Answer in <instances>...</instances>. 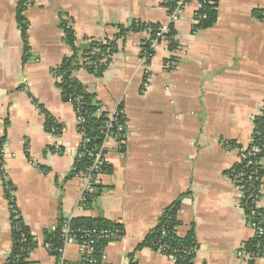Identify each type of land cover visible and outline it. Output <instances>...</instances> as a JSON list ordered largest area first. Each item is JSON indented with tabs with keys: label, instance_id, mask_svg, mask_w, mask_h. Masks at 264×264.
Masks as SVG:
<instances>
[{
	"label": "crops",
	"instance_id": "crops-1",
	"mask_svg": "<svg viewBox=\"0 0 264 264\" xmlns=\"http://www.w3.org/2000/svg\"><path fill=\"white\" fill-rule=\"evenodd\" d=\"M20 1L0 0V141L6 182L36 244L28 264H58L45 241L62 217L63 230L73 218L104 219L122 230L102 243L103 264H175L164 252L138 246L176 200V232L193 231L197 243L190 264H264V255H240L251 252L254 232L229 175L240 153L225 145L250 144L254 118L264 112V0H217V21L208 28L197 27L198 1L190 2L175 25L174 68L166 64V43L147 56V31L120 34L119 27L165 24L177 0L27 1V48L17 20ZM64 18L78 47L108 38L118 49L102 76L85 67L73 71L101 103L97 114L119 110L124 117L125 137L109 141L108 170L91 203L81 202L80 172L72 174L82 135L55 73L73 53L60 26ZM47 118L60 133L46 129ZM9 202L0 179V264L13 248ZM65 256L69 264L81 260L77 242L66 245Z\"/></svg>",
	"mask_w": 264,
	"mask_h": 264
},
{
	"label": "trees",
	"instance_id": "trees-1",
	"mask_svg": "<svg viewBox=\"0 0 264 264\" xmlns=\"http://www.w3.org/2000/svg\"><path fill=\"white\" fill-rule=\"evenodd\" d=\"M31 0H21L17 8V20L22 30V35L26 48L28 47V23L24 12L26 11V2ZM174 4V3H173ZM171 4L170 6H172ZM169 6V7H170ZM217 4L206 8L205 17L198 24V28H208L215 24L217 21ZM60 26L64 31V39L70 45L73 53L71 56L64 58L61 65L56 68L55 73L59 79V85L62 89V95L65 101L69 98L74 99V108L78 109L80 114L85 119L86 134L90 138L88 148L98 146L104 139V125L107 121L106 112L97 114L101 107V103L96 100L95 96L88 92L87 88L73 76L74 69L78 67H85L91 73L98 76H102L106 71L112 56L117 52V44L113 39H86L87 45L84 48H80L76 44L75 31L70 26L67 19H62ZM161 24L148 23V22H134L131 27H119L123 34L127 31H147L151 29L154 33L159 30ZM176 34L175 26L172 25L170 32L167 34L169 37ZM176 42L171 43V48H175ZM144 49L146 54L152 56L155 49H152L149 41L146 42ZM81 58L83 59L80 62ZM124 120V119H123ZM55 124L52 118H47L46 129ZM58 126V125H57ZM60 129V128H59ZM58 133H60L58 131ZM225 145L228 148H236L239 150L241 159L229 170V175L236 182L240 184L242 179L239 177L241 173H245L243 178L247 182L248 192L242 200V205L245 208L248 219L251 221L260 220L261 216H264V207L258 208L256 206L257 199L260 198L264 177V165L262 164V158L264 156V112L254 118V132L252 135V141L247 146H241L234 141H225ZM259 146L260 152H253V148ZM1 151V146H0ZM83 151V154H82ZM243 151V152H242ZM81 155L74 162V169L72 174H77L86 170L92 162V155L84 149L80 150ZM0 159L1 152H0ZM108 170V166L105 165L102 168V172ZM1 173V169H0ZM97 187V186H96ZM5 195L10 201L11 211V223L13 230V248L4 264H28V257L34 246L36 245L30 229L25 225L22 220L21 212L15 202L14 196L11 192L14 190V186L10 182H4ZM98 193H92L89 196V203H91ZM181 201L176 200L171 205L167 206L160 217L157 226L152 229L145 237L144 241L138 246V249L144 246L151 247L155 250L159 249V245L164 244L169 247L166 254H173L177 257L175 264H190L195 256L194 254H187L185 250L189 247H195L197 249V243L194 237V232H190L187 236L181 237L176 232V227L180 224L178 219V211L180 210ZM71 230H79L83 228L92 227H113L115 224L104 219H92V218H73L67 224ZM17 227L21 230L18 231ZM64 218H60L56 229L50 233L45 243H50L53 247L60 246L64 240ZM26 240L24 241V237ZM259 241L258 238H253L248 243V250L254 251L255 244ZM101 244V243H100ZM264 246V242L262 243Z\"/></svg>",
	"mask_w": 264,
	"mask_h": 264
},
{
	"label": "built area",
	"instance_id": "built-area-1",
	"mask_svg": "<svg viewBox=\"0 0 264 264\" xmlns=\"http://www.w3.org/2000/svg\"><path fill=\"white\" fill-rule=\"evenodd\" d=\"M194 0H177L174 2L172 6L169 7V17L168 22L165 24H161L162 26L157 30L155 33L151 30H147L148 34V41L152 49L158 47V45L163 42L166 43L170 49L171 56L167 60V66L169 68H174L177 63L174 59V55L177 54L179 49V44L177 40V35L168 36L167 34L170 32L172 25L175 26L176 23L181 19L182 14L186 8V6ZM198 1V8L196 10V23H200L202 19L205 17V13L203 11L206 8L214 6L217 4V0H197ZM176 42L175 48H171V43ZM149 56L148 54H146ZM68 102H70L74 106V99L69 98ZM76 110L77 118H78V129L80 134L82 135V142L80 145V150L84 149V151H88L92 155V162L89 167L81 171L79 173V177L82 180V196L81 202L86 203L89 199L90 194L94 192L95 187L98 184L99 176L102 173V168L106 163V153L109 148V141L111 139L117 140V142H121L125 137V130H124V117L122 112L116 110L113 113H110L107 116V121L104 125V139L101 144L91 149L88 148V144L90 142V138L86 134V127H85V119L80 114L79 107ZM58 124L52 126V131L56 132L59 130ZM1 146V158L0 159V179H3L6 182V170L4 168V159H5V149L6 143H2L0 141ZM261 148L256 146L253 148V152L257 153L260 152ZM243 152V151H242ZM83 154V151H82ZM243 155H240V159ZM245 173H241L239 177L241 183L237 184L241 191L242 199L245 197V194L248 192L247 182L243 178ZM260 199V198H259ZM259 199L256 201V206L261 208L259 205ZM261 218L258 221H251L250 226L253 229L254 237L258 238L259 241L255 244V250L249 253H246L244 250H241L240 255L248 256L252 259L261 258L264 255V216L258 214ZM17 230L20 231L21 229L17 227ZM122 236V230L118 227H92V228H83L79 230H71L68 225L64 230V240L63 244L60 246L53 247L50 243H45V247L55 255L58 260V264H69L66 256V245L69 242L75 241L78 243L79 250L81 253V260L77 264H103L105 259V248L104 244L106 242H110ZM24 237V236H23ZM26 238L24 237V241ZM101 243V244H100ZM159 251L167 252L169 247L161 244L159 245ZM187 254H194L196 252V248L189 247L185 250ZM166 254V253H165ZM169 255V254H168ZM174 263L177 260L175 255H169Z\"/></svg>",
	"mask_w": 264,
	"mask_h": 264
}]
</instances>
